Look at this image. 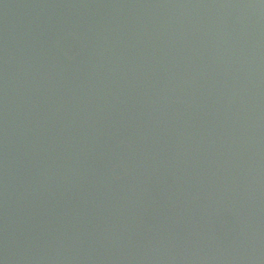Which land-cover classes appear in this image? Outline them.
Masks as SVG:
<instances>
[{
  "label": "water",
  "instance_id": "obj_1",
  "mask_svg": "<svg viewBox=\"0 0 264 264\" xmlns=\"http://www.w3.org/2000/svg\"><path fill=\"white\" fill-rule=\"evenodd\" d=\"M0 264H264V0H0Z\"/></svg>",
  "mask_w": 264,
  "mask_h": 264
}]
</instances>
